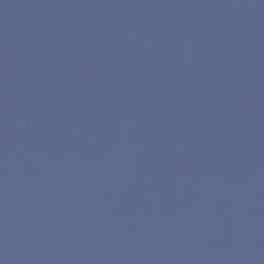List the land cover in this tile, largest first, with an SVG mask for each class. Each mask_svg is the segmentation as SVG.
Returning <instances> with one entry per match:
<instances>
[{"label": "water", "instance_id": "obj_1", "mask_svg": "<svg viewBox=\"0 0 264 264\" xmlns=\"http://www.w3.org/2000/svg\"><path fill=\"white\" fill-rule=\"evenodd\" d=\"M0 264H264V0H0Z\"/></svg>", "mask_w": 264, "mask_h": 264}]
</instances>
